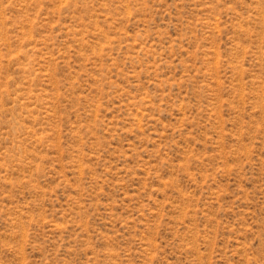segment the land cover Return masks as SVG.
Masks as SVG:
<instances>
[{"label": "rangeland", "instance_id": "374dc122", "mask_svg": "<svg viewBox=\"0 0 264 264\" xmlns=\"http://www.w3.org/2000/svg\"><path fill=\"white\" fill-rule=\"evenodd\" d=\"M0 264H264V0H0Z\"/></svg>", "mask_w": 264, "mask_h": 264}]
</instances>
